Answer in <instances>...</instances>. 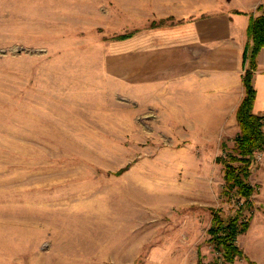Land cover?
<instances>
[{"label":"rangeland","instance_id":"rangeland-1","mask_svg":"<svg viewBox=\"0 0 264 264\" xmlns=\"http://www.w3.org/2000/svg\"><path fill=\"white\" fill-rule=\"evenodd\" d=\"M109 5L0 0V264L220 257L208 240L211 208L229 219L243 201L225 197L217 160L235 147L236 129L212 135L200 121L192 131L134 98L110 72L131 68V54L117 63L111 44L171 17L134 21L123 2ZM205 125L212 133L217 124ZM253 159L257 189L234 264H264V150Z\"/></svg>","mask_w":264,"mask_h":264},{"label":"crops","instance_id":"crops-1","mask_svg":"<svg viewBox=\"0 0 264 264\" xmlns=\"http://www.w3.org/2000/svg\"><path fill=\"white\" fill-rule=\"evenodd\" d=\"M100 1L106 7L111 1L123 2L134 13V21L139 17L145 21L171 17L168 24L144 28L111 44L110 57L117 63L127 61L131 54V68L116 66L117 72L112 71L114 67L110 72L131 83L134 98L144 104L149 102L148 106L164 108L162 115L169 124H185L196 131L200 121L206 124L212 119L216 129L208 132L210 127L204 124L202 132L213 135L231 125L239 133L236 113L245 95L243 55L249 41L247 27L264 0ZM257 62L254 112L262 114L264 48ZM194 112L202 117L199 123L192 118Z\"/></svg>","mask_w":264,"mask_h":264},{"label":"trees","instance_id":"trees-1","mask_svg":"<svg viewBox=\"0 0 264 264\" xmlns=\"http://www.w3.org/2000/svg\"><path fill=\"white\" fill-rule=\"evenodd\" d=\"M257 14H252L247 27L249 41L246 44L243 55V82L245 95L237 109L236 117L240 131L235 138V147L231 152L226 151V143L223 148L227 157L218 156L217 160L224 164V190L227 200L234 195L238 197L239 204L235 215L225 219L221 210L211 208L212 219L208 229L209 242L220 253V257L212 262H204L199 259V264H234L235 260L243 255V249L239 246L238 236L246 232L250 226L251 218L242 214L244 207H253V195L256 185L249 181V176L254 165V153L264 150V122L263 114L254 112L256 88L254 85L255 72L258 67L257 56L264 48V2L258 8ZM130 36L131 33L120 35L119 38ZM250 264H257L251 261Z\"/></svg>","mask_w":264,"mask_h":264},{"label":"built area","instance_id":"built-area-1","mask_svg":"<svg viewBox=\"0 0 264 264\" xmlns=\"http://www.w3.org/2000/svg\"><path fill=\"white\" fill-rule=\"evenodd\" d=\"M263 115H262V120H263V122H264V112L262 113Z\"/></svg>","mask_w":264,"mask_h":264}]
</instances>
